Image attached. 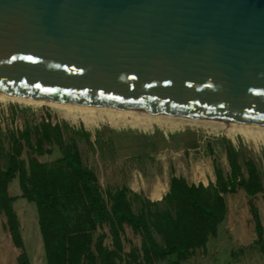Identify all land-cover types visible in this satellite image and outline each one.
Returning a JSON list of instances; mask_svg holds the SVG:
<instances>
[{"label":"water","instance_id":"obj_1","mask_svg":"<svg viewBox=\"0 0 264 264\" xmlns=\"http://www.w3.org/2000/svg\"><path fill=\"white\" fill-rule=\"evenodd\" d=\"M0 93L264 125V0H0Z\"/></svg>","mask_w":264,"mask_h":264},{"label":"trees","instance_id":"obj_2","mask_svg":"<svg viewBox=\"0 0 264 264\" xmlns=\"http://www.w3.org/2000/svg\"><path fill=\"white\" fill-rule=\"evenodd\" d=\"M18 111L23 110L10 109L12 118ZM91 137L83 127L53 121L48 113L38 123L24 118L23 127L7 130L4 136L0 131V215L18 250L17 264H31L14 209L18 199L36 207L47 264H161L170 258L175 259L173 264H181L198 250H205L217 236L227 216L225 196L238 189L248 198L256 242L264 259V222L253 202L261 196L264 204L263 172L253 160L243 157L230 139H219L228 174L214 161L215 181L207 185L173 175L167 193L154 202L126 185L102 187L96 173L85 165L79 147L83 141L95 149ZM95 141L102 150L108 140L98 137ZM186 143L159 133L147 145L157 152L158 145L160 149L179 150ZM54 151L60 154L54 162L38 159ZM208 151L213 154L211 145ZM15 180L19 196L11 194ZM135 203L139 204L137 210ZM127 230L139 239L138 244L127 238Z\"/></svg>","mask_w":264,"mask_h":264},{"label":"rangeland","instance_id":"obj_3","mask_svg":"<svg viewBox=\"0 0 264 264\" xmlns=\"http://www.w3.org/2000/svg\"><path fill=\"white\" fill-rule=\"evenodd\" d=\"M12 107H19L23 111H18V115L12 118ZM46 113L52 116L53 121L66 122L77 129L83 127L92 134L91 140L95 142V149H89L83 141L79 143V147L85 165L96 173L104 189L126 185L133 192L148 198L152 190L163 192L172 175L184 177L189 183L204 182L207 185L211 180L214 182V161L225 174L230 171L224 149L219 142L223 137L230 139L243 157L253 160L263 172L264 178V141H253L251 137L241 133L227 136V129H213L199 121L153 116L150 118L151 127L142 129L121 121L119 125H115L108 120L106 113L100 115L97 112L96 121L88 122L79 111L71 114L62 106L0 98V131L4 136L7 130L23 127L24 118L38 123ZM159 133L166 138L173 135L183 139L187 145L179 150L160 149L158 145L159 151L153 152L147 144L155 141ZM98 137L108 140L102 150L95 141ZM208 145L213 148L212 155L208 151ZM59 156V152L54 151L53 155L39 156L38 159L44 163H52ZM11 194L20 195L17 180L11 185ZM225 199L227 216L220 225L217 236L209 241L205 250H198L188 261L181 264H264L256 242L255 223L249 210L248 198L238 189L235 194L226 195ZM253 202L264 222L262 197H256ZM138 207L139 204L135 203L134 209L137 210ZM14 209L20 221L22 239L31 264H47L35 205L18 199L14 203ZM3 223L4 219L0 215V264H17L18 250L13 247ZM127 238L134 244L139 242L129 230ZM129 247L125 243L126 250ZM174 260L170 258L161 264H173Z\"/></svg>","mask_w":264,"mask_h":264},{"label":"bare ground","instance_id":"obj_4","mask_svg":"<svg viewBox=\"0 0 264 264\" xmlns=\"http://www.w3.org/2000/svg\"><path fill=\"white\" fill-rule=\"evenodd\" d=\"M0 98L13 99L19 102H31V103L43 102V103H48L51 105L62 106V107H65L71 114H74L76 111H79L81 113L80 115H82L84 119H87L88 122L89 120L96 121L97 112H100V115L106 113V115L108 116V120L115 125L121 121L122 123L131 125L132 127H140L142 129H149V127H151L150 118L153 116H161V117H166V118H176V119H182V120L199 121L203 123L204 125H207L213 129L214 128L217 130L227 129L226 131L227 136H232L236 133H241L244 136L251 137L253 141H257V140L264 141V125H261V124L238 123V122H231V121L217 120V119L201 120V119H196V118H186V117H179V116L164 115V114H161L159 112H154V111L135 112V111H130V110H118V109H113V108H108V107L97 106V105L78 106V105H71V104H64V103H50V102L34 100L32 98H25V97H20L16 95H7V94H2V93H0ZM159 197L160 195L156 193L155 198H159Z\"/></svg>","mask_w":264,"mask_h":264},{"label":"crops","instance_id":"obj_5","mask_svg":"<svg viewBox=\"0 0 264 264\" xmlns=\"http://www.w3.org/2000/svg\"><path fill=\"white\" fill-rule=\"evenodd\" d=\"M173 176V175H172ZM171 176V177H172ZM170 177V178H171ZM169 181H170V179H169ZM212 181V180H211ZM204 185H206L204 182H202ZM168 187H169V183H168V185H167V188L165 189V190H163V192L162 191H160V190H154V191H152V193L150 194V196L148 197V199H150L151 201H154V202H156V201H160L162 198H163V196L167 193V191H168ZM156 193H158L159 195H160V197L159 198H155V194ZM162 193V194H161ZM152 197V198H151ZM208 245V244H207Z\"/></svg>","mask_w":264,"mask_h":264}]
</instances>
